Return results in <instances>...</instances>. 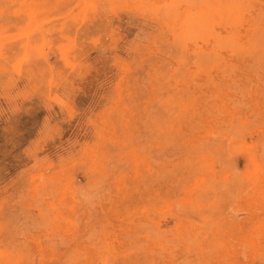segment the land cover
<instances>
[{"label":"rangeland","instance_id":"1","mask_svg":"<svg viewBox=\"0 0 264 264\" xmlns=\"http://www.w3.org/2000/svg\"><path fill=\"white\" fill-rule=\"evenodd\" d=\"M0 264H264V0H0Z\"/></svg>","mask_w":264,"mask_h":264}]
</instances>
